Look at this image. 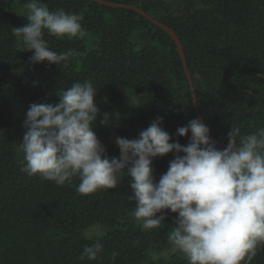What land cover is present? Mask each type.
I'll use <instances>...</instances> for the list:
<instances>
[{"label": "trees", "instance_id": "1", "mask_svg": "<svg viewBox=\"0 0 264 264\" xmlns=\"http://www.w3.org/2000/svg\"><path fill=\"white\" fill-rule=\"evenodd\" d=\"M110 1L136 5L174 29L200 113L219 141L229 142L232 126L241 135L264 129V0ZM29 2L0 0V264H188L168 241L178 214L168 210L160 227L143 230L132 215L126 174L116 188L81 195L78 177L58 186L21 171L30 105L58 103V94L75 82L90 81L97 89L100 116L93 131L109 158L120 156L116 137L138 139L158 117L170 142L187 145L191 133L178 136L177 129L198 116L174 39L135 9L95 0H39L50 10L82 15L88 35L69 39L45 32L50 49L79 55L61 66L33 63L34 50H24L12 31L27 24ZM172 159L174 153L154 158L157 182ZM97 242L98 258L80 259L84 247ZM251 264H264V246Z\"/></svg>", "mask_w": 264, "mask_h": 264}, {"label": "clouds", "instance_id": "2", "mask_svg": "<svg viewBox=\"0 0 264 264\" xmlns=\"http://www.w3.org/2000/svg\"><path fill=\"white\" fill-rule=\"evenodd\" d=\"M26 8L27 24L12 31L24 50H34L31 62L61 66L69 56L79 55L57 53L44 36L47 32L83 39L88 33L82 15L63 8L50 10L39 0H30ZM96 95L90 81L75 82L58 94V103L30 105L20 143L26 162L21 171L58 186L78 177L76 191L81 195L116 188L126 174L133 193L130 199L135 201L132 215L143 230L160 227L168 210L178 214L168 241L188 264H251L264 246V129L241 135L232 126L227 146L220 149L209 126L194 118L177 129L178 136L191 133L189 143L183 145L170 142L172 136L161 127L163 117H158L138 139L116 137L120 156L109 158L93 131L100 116ZM107 120L105 113L101 122ZM169 153L174 159L157 182L153 160ZM101 252L97 242L85 246L80 259L96 260Z\"/></svg>", "mask_w": 264, "mask_h": 264}, {"label": "water", "instance_id": "3", "mask_svg": "<svg viewBox=\"0 0 264 264\" xmlns=\"http://www.w3.org/2000/svg\"><path fill=\"white\" fill-rule=\"evenodd\" d=\"M101 4H104V5H111V6H114V7H126V8H131V9H135L139 12H141L142 14H144L147 18H149L151 21H153L154 23H156L158 26L162 27L166 32H168L171 37L174 39L176 45H177V49H178V52L182 58V62H183V65H184V68H185V71H186V74L189 78V82H190V86H191V90H192V98H193V105H194V109H195V112L198 116L199 119H201V121L203 123H205L204 119H203V116L202 114L200 113V110H199V106H198V103H197V96H196V89L194 87V83H193V80H192V77H191V73H190V70H189V67H188V63H187V60H186V56H185V52H184V48H183V45H182V42L179 38V36L177 35V33L174 31L173 28H171L170 26L160 22L159 20L155 19L153 16H151L150 14H148L144 9L136 6V5H133V4H126V3H118V2H115V1H110V0H95ZM210 136L213 140H215L220 146L222 147H226L228 143H224L222 141H219L210 131Z\"/></svg>", "mask_w": 264, "mask_h": 264}]
</instances>
